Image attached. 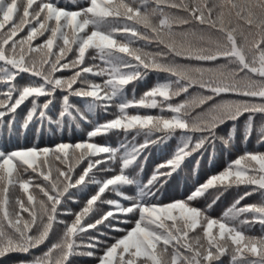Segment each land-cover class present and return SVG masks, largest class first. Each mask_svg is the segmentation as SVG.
Here are the masks:
<instances>
[{"label": "snow or ice", "instance_id": "1", "mask_svg": "<svg viewBox=\"0 0 264 264\" xmlns=\"http://www.w3.org/2000/svg\"><path fill=\"white\" fill-rule=\"evenodd\" d=\"M149 73L163 79L128 99L127 86ZM192 88L207 94L194 99ZM73 97L89 115L113 118L92 125ZM80 121L92 127L74 143L0 146V262L25 254L18 264H264V233L245 231L264 229V150H244L183 198L161 199L185 161L214 156L218 141L232 153L239 133L264 148V0H0V138ZM109 133L123 136L118 146L93 141ZM177 133L174 152L139 179L145 150ZM199 168L198 159L193 176ZM241 188L222 216L209 215Z\"/></svg>", "mask_w": 264, "mask_h": 264}, {"label": "trees", "instance_id": "2", "mask_svg": "<svg viewBox=\"0 0 264 264\" xmlns=\"http://www.w3.org/2000/svg\"><path fill=\"white\" fill-rule=\"evenodd\" d=\"M84 0H76V3H83ZM62 4L70 5V0H61ZM136 46L143 47L144 51L146 52H152L155 53L157 51L155 45H143L138 43ZM223 63V61H221ZM210 66V65H206ZM58 76L63 75L64 77H68L72 75L71 71H64L63 73H57ZM163 79L162 74L158 75L156 73H149L147 79L145 81H141L138 83L130 84L126 88V94L128 99H132L133 95L138 99L144 91H146L148 88L153 86L157 80ZM96 82H99V80H96ZM133 87H135V93L133 94ZM190 93H192V97L195 99L199 97L201 94H207V93H201L199 89L192 88L189 90ZM183 95L178 98H174L173 102H178L179 100L183 99ZM225 99H239V97L236 96H225ZM72 103L76 104L78 107L81 108V111H84L86 115H88V120L92 121V125L96 123H103L105 120L113 118L112 115L105 114L102 111H97L94 115H89L84 106V102L80 98L73 97L71 98ZM20 111L21 115H23L26 112V109L18 110ZM116 111L115 107L110 108L109 112L114 113ZM130 112H133L134 110L130 109ZM142 114L145 112H149L150 114L156 115L159 114L157 109L152 110H139ZM196 111H199V109H196ZM165 115H168V113H164ZM243 121H241V124ZM92 125L85 121H80V127L77 128L76 125L73 123L71 127H68L67 122L65 123L64 130L61 132L55 128L54 125H47L45 128L41 131L39 137H37L34 132H29L26 136H21L18 140L12 139L10 141H5L4 139L0 138V146L7 143L8 149L11 150L15 148L16 146H31L34 142H38L41 147L44 146H52L54 143H59L61 141L64 142H77L83 138H86L87 131L91 130ZM231 122L229 124L223 126L221 129L218 130V135L225 136L227 133L228 128L230 127ZM179 136V133L176 134L171 140L167 142V145H152L148 149L145 150L143 156L138 161V164H143L144 171L140 174L139 179H141L143 182L147 181V178L151 175L153 169L157 164L162 163L165 159H167L172 152H174L177 144ZM123 139V136L116 133H109L107 136H98L93 138V141L96 143H107L112 145L113 147L118 146L120 141ZM131 139V137H129ZM138 143L143 142V137L137 138ZM237 147H235L232 151V153H228L223 149V146L220 144V142H217L215 155L210 156L211 149L208 151H205L203 153V159H201L200 153H194L191 157L188 158V160L185 161L183 170L180 171L177 174H174L172 179L168 181L167 184L163 186L162 192H161V199L164 202H168L172 198H183V196L192 190L193 186L199 182L203 183L210 175L214 174L217 171H220L223 169V167L226 165V163L231 160L235 159L236 155L242 154L244 150L249 151H255V150H264V148H261L259 145L256 144L255 137L250 140L247 144L242 142L241 136L238 133L237 139L235 141ZM144 156L147 157V161H144ZM200 160V168L197 173V175L193 176L192 171L195 167L196 161ZM139 172V168L136 166H133L128 170V173L130 175L136 176V174ZM126 194L128 195H135L136 194V188L135 186H125L123 189ZM242 188L239 190H230L229 192L225 193L224 196L221 197L219 201L213 206V209L209 212V215L213 217H220L222 216L223 212L231 205V203L234 201V199L237 196V192L242 193ZM107 198H115L114 195L106 194ZM207 195V194H206ZM81 200L83 197H79ZM259 194H254L252 197L247 198L242 203H253L257 202L259 200ZM210 202V200H209ZM196 206L203 207L204 201L201 200L196 204ZM70 207L73 208V210H78V205L71 204ZM62 219H71L70 217H61ZM123 227V225H121ZM246 234L249 235H261L264 233V229L261 228L259 224H256L251 228V230L245 229ZM111 235H116L115 232L110 233ZM44 246H41V249H43ZM34 254L39 255V251H35ZM31 257L26 256L25 254H12L9 258H7L5 261L0 262V264H18V260L20 259H30ZM79 264H93V261L91 258H81L79 261ZM224 264H228V258H224Z\"/></svg>", "mask_w": 264, "mask_h": 264}]
</instances>
